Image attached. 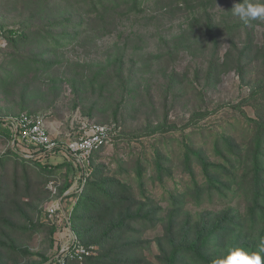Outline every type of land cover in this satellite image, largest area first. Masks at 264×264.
I'll use <instances>...</instances> for the list:
<instances>
[{
	"label": "rangeland",
	"instance_id": "1",
	"mask_svg": "<svg viewBox=\"0 0 264 264\" xmlns=\"http://www.w3.org/2000/svg\"><path fill=\"white\" fill-rule=\"evenodd\" d=\"M237 2L142 0L139 12L98 17L75 0H0L1 25L21 35L0 50V118L41 114L55 141L91 123L111 126L113 140L89 175L121 181L133 213L145 214L126 221L124 241L109 242L121 244L108 255L93 244L90 264L101 255L100 264H163L175 245H203V237L220 261L264 246V18L246 24L231 12ZM248 37L242 63L210 75L211 59L225 62ZM25 152L0 131V264L50 263L62 235H52L46 209L65 193L68 174L79 177L61 152L42 158L45 168ZM180 255L176 264H205Z\"/></svg>",
	"mask_w": 264,
	"mask_h": 264
},
{
	"label": "trees",
	"instance_id": "2",
	"mask_svg": "<svg viewBox=\"0 0 264 264\" xmlns=\"http://www.w3.org/2000/svg\"><path fill=\"white\" fill-rule=\"evenodd\" d=\"M84 3L85 6H88V13L93 14L96 13V15L99 17L100 15L105 16H114L116 14H131L133 11L139 12L140 5L142 4V0H75L76 2ZM126 2L127 9L126 11L119 13L117 10H119V7L121 5V2ZM161 1V0H156ZM180 2L185 5L194 4V6H200L201 0H171ZM103 16V17H105ZM204 15H200V19H203ZM211 22V18L209 19ZM4 29V27L2 26ZM5 35L8 37V40H11V37L16 38L20 37V33L14 30L5 31ZM251 35V34H249ZM215 43V42H214ZM251 43H250V37H248L247 44L243 45L241 49H238L236 46V43L232 46L233 51L236 52V54L228 53L225 56V62L220 61L219 56L218 58H213L210 61L211 68L209 69L210 75L218 68V66L226 67V66H232L234 64L239 65L242 63V60L247 55L249 49H250ZM3 119L0 118V125L2 124ZM4 129H1L0 131L4 132L6 135H11L10 130L5 129L7 127H2ZM262 138L263 135L259 134L256 139V149L254 151V164L256 170L260 168L261 163V144H262ZM103 148V147H102ZM101 148V149H102ZM100 149V150H101ZM98 150L97 152H99ZM95 152L93 154V157L91 159V169H93V159L94 155L97 153ZM186 158L188 161H190V155L186 154ZM200 162L204 166V171L206 173V177L208 181L211 183L213 182L212 177H210V169L208 163L205 161L204 158L201 156H198ZM34 162L36 165H39L43 168L46 167L42 163V160L35 159ZM66 165L72 166V164L67 161L65 162ZM73 170V168H72ZM94 172V173H93ZM258 173L255 174L258 177L260 176V171H256ZM93 173V175H92ZM99 174L92 170L91 174L87 177L86 183L84 184L83 191L80 194V197L78 198L74 212H73V227L77 231L79 238L86 244H98L101 247L107 248V255L113 251L114 249H118L119 244L116 242H123V232L127 227L126 221L128 219L133 218H142L145 216V214H142V208H138L135 213H133L134 210V203L135 199L131 196H127L126 190L128 189L125 184H123L121 181H117L114 179L109 180H100L97 179ZM138 176L141 177L142 173L141 171H138ZM74 182L73 175H67L66 182L62 188L61 193L63 194L64 191H66ZM125 192V193H124ZM70 196V195H69ZM258 194L255 198V203H257ZM92 210V211H91ZM89 211L93 212L91 215H89ZM90 212V213H91ZM259 208L257 206H254L250 213V218L252 220H255L258 216ZM89 215V216H86ZM146 218V217H144ZM57 228L55 226H52V235L54 232H56ZM200 237V236H198ZM201 241H203V245H199L196 241H193L187 246L181 247L183 245H175L172 248V251L161 258V261L163 264H176V262L179 259V256H181V252L183 251H189L190 253H193L194 256L203 261L205 264H223V261L220 260H214L210 258L206 252L204 251V246L206 243V237L200 238ZM109 242H115V243H109ZM159 243H162L161 238L158 239ZM109 243V244H107ZM127 241L126 244L122 243V247L127 248ZM110 257V255L108 256ZM104 258V255L97 257V264H100V259ZM119 261L117 258L113 259L112 262ZM90 263L92 261L90 260Z\"/></svg>",
	"mask_w": 264,
	"mask_h": 264
},
{
	"label": "built area",
	"instance_id": "3",
	"mask_svg": "<svg viewBox=\"0 0 264 264\" xmlns=\"http://www.w3.org/2000/svg\"><path fill=\"white\" fill-rule=\"evenodd\" d=\"M8 42L0 23V50L5 48ZM2 125L10 130L14 140L24 145L28 158L41 160L61 152L78 171L79 177L74 179L63 196L46 209L47 219L62 235L59 239L62 243L60 242L55 255L47 264H90V260L97 255V247L86 244L79 238L73 227V212L91 171L93 154L112 142L114 129L108 125L91 123L78 136L55 141L51 137L45 117L41 114L23 112L16 116H6Z\"/></svg>",
	"mask_w": 264,
	"mask_h": 264
},
{
	"label": "clouds",
	"instance_id": "4",
	"mask_svg": "<svg viewBox=\"0 0 264 264\" xmlns=\"http://www.w3.org/2000/svg\"><path fill=\"white\" fill-rule=\"evenodd\" d=\"M246 24L257 18H264V0H240L231 9ZM223 264H264V246L255 251L237 248L231 250Z\"/></svg>",
	"mask_w": 264,
	"mask_h": 264
}]
</instances>
